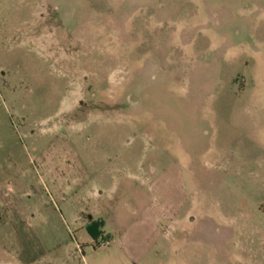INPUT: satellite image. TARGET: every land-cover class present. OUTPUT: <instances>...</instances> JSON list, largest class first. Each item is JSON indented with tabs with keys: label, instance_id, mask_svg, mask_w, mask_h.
I'll use <instances>...</instances> for the list:
<instances>
[{
	"label": "rangeland",
	"instance_id": "1",
	"mask_svg": "<svg viewBox=\"0 0 264 264\" xmlns=\"http://www.w3.org/2000/svg\"><path fill=\"white\" fill-rule=\"evenodd\" d=\"M0 264H264V0H0Z\"/></svg>",
	"mask_w": 264,
	"mask_h": 264
}]
</instances>
